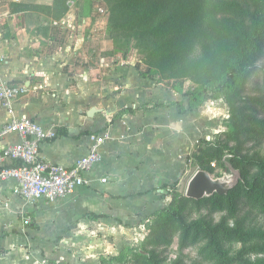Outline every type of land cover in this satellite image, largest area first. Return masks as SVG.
Instances as JSON below:
<instances>
[{"label": "crops", "instance_id": "obj_1", "mask_svg": "<svg viewBox=\"0 0 264 264\" xmlns=\"http://www.w3.org/2000/svg\"><path fill=\"white\" fill-rule=\"evenodd\" d=\"M11 2L20 9L12 12ZM1 3L0 24L6 25V33L0 34V83L26 86L29 91L14 101V114L32 118L58 135L40 144L41 157L71 166L87 153L93 133L108 127L113 132L102 145V159L89 173L88 184L49 203L48 216L69 221L71 213L80 211L101 218L120 213L124 194L131 187L150 184L154 177L155 139L147 134L170 122L166 115L172 112L170 97L175 90L156 81L148 66L134 59L133 49L120 51L111 38L90 29L84 15L73 10L75 1L68 2L69 9L60 19L48 11L24 8L52 6L53 0ZM177 103L174 107L179 110ZM92 107L98 111L90 117L87 112ZM8 119L0 107V128ZM19 141L8 135L0 148ZM161 160L166 164L167 159ZM13 184L0 183V264H27L15 255V247L27 238L22 214L32 212L35 219L38 207L16 196ZM38 203L40 208L43 199Z\"/></svg>", "mask_w": 264, "mask_h": 264}, {"label": "rangeland", "instance_id": "obj_2", "mask_svg": "<svg viewBox=\"0 0 264 264\" xmlns=\"http://www.w3.org/2000/svg\"><path fill=\"white\" fill-rule=\"evenodd\" d=\"M75 2L73 10L77 8L81 16L84 15L87 26L92 30L101 31L108 37L109 12L105 1L75 0ZM99 9H103L104 13ZM4 25L0 24L2 35L6 33ZM123 42V39L118 38L117 43L124 47L123 51L130 50ZM133 57L138 63L143 62L138 52L133 51ZM154 73L153 71L151 76L158 81ZM159 81L170 89L174 84V81L166 82L161 79ZM243 83L244 100L237 105L246 109L247 118H239L240 114H233V109L224 96L215 99H203L198 94L192 96L189 92L197 88L192 82L187 81L180 93L175 90L170 97L172 112L166 115L170 117L173 125L168 122L170 124L167 123L162 129L155 126L147 134L149 138L155 139L154 166L157 164L150 184L131 187L129 192L124 194L122 211L101 219L86 218L81 211L71 213L69 221L53 219L48 216L45 207L62 199L43 200L40 208L38 206L40 204L36 202L34 206L38 207L36 212L39 213L36 216L35 212V219L32 218V212H24L23 217L21 216L22 229H26L24 234L27 238L25 242L16 245L15 255L25 258L27 264H137L135 251L155 249L159 264H213L199 254L203 243L191 242L182 247L180 230L175 227H167L160 239L161 242L157 245L145 247V242L149 226L154 224L157 215L169 206L174 195L185 197L187 183L197 170L209 166L214 168L212 174L215 177L224 173L221 161L212 160L209 165L197 158L203 150L217 143L224 151L235 152L247 158L264 159V56L253 65ZM174 102L181 106L179 110L174 107ZM196 105V108L185 113L180 111ZM178 111L186 116H179ZM175 116L180 117L179 121L174 119ZM250 119L252 122H248ZM240 125L244 130L236 133L235 129ZM105 130L109 131L107 140L109 141L113 132L109 127L103 131ZM161 159L164 161L167 159L166 164L160 163ZM254 173L255 170H250L248 177ZM210 205L203 203L199 207L189 201L182 214L184 222L190 224L204 219L210 224L221 225L224 221L225 227L241 228L258 234L246 247L249 245L264 247V211L253 206L243 195L236 202L237 211L234 214L227 211L212 212ZM23 219L29 220V223L26 224ZM174 223L177 227L179 222ZM221 246L232 255L242 249L244 244L234 240L223 241ZM127 247L131 249L122 254ZM249 255L252 260L264 257V253Z\"/></svg>", "mask_w": 264, "mask_h": 264}, {"label": "trees", "instance_id": "obj_3", "mask_svg": "<svg viewBox=\"0 0 264 264\" xmlns=\"http://www.w3.org/2000/svg\"><path fill=\"white\" fill-rule=\"evenodd\" d=\"M4 1V0H3ZM69 0H53L52 6L28 5L24 8L48 11L54 19H60L68 11ZM108 6V33L116 46L118 38L142 56L149 73L162 81H174L172 89L179 93L184 84L196 85L189 94H198L203 99L224 96L239 118H247V111L237 104L244 100V81L253 65L264 56V0H104ZM11 11H18L15 2ZM243 83V84H242ZM186 94V93H183ZM195 97V95H194ZM179 108L181 107L177 103ZM196 106L180 110L190 111ZM248 122H252L250 119ZM254 124V123H253ZM244 129L240 125L236 133ZM54 137L48 140L57 138ZM230 137H233L230 135ZM236 137V136H235ZM207 143V142H206ZM210 144V143H207ZM210 165L212 160L227 163L241 174L239 184L225 195L215 194L201 200L174 195L169 206L157 215L149 226L145 247L157 245L167 227L180 230V245L191 242L203 243L199 254L213 264H264V257L252 260L251 253H264V247L246 245L256 233L241 228L213 225L204 219L186 224L182 217L189 201L197 206L211 204V211H237L236 202L243 195L248 202L264 211V159L247 158L235 152L224 151L212 144L197 157ZM205 170L213 172L214 168ZM250 170H255L249 176ZM101 218L103 215H85ZM178 221V226L175 223ZM240 241L244 246L235 254H229L221 243ZM147 244V245H146ZM127 247L122 254L130 250ZM137 264H159L155 249L135 251Z\"/></svg>", "mask_w": 264, "mask_h": 264}, {"label": "built area", "instance_id": "obj_4", "mask_svg": "<svg viewBox=\"0 0 264 264\" xmlns=\"http://www.w3.org/2000/svg\"><path fill=\"white\" fill-rule=\"evenodd\" d=\"M75 0H71L74 3ZM99 11L104 13L103 9ZM24 85L0 83V107L7 111L8 121L0 128V143L8 135L20 141L0 148V183L12 181L13 192L30 204L37 201L63 199L88 184V175L102 159V145L109 139V131L93 133L87 153L71 166L44 160L40 144L56 135L29 117L14 114V101L27 93ZM29 223V220L23 219Z\"/></svg>", "mask_w": 264, "mask_h": 264}, {"label": "water", "instance_id": "obj_5", "mask_svg": "<svg viewBox=\"0 0 264 264\" xmlns=\"http://www.w3.org/2000/svg\"><path fill=\"white\" fill-rule=\"evenodd\" d=\"M97 111L96 107H92L87 115L92 117ZM226 165L227 171L217 177L205 169L197 170L187 183L185 197L201 200L215 194L225 195L233 190L239 184L241 174L231 164L227 163Z\"/></svg>", "mask_w": 264, "mask_h": 264}]
</instances>
